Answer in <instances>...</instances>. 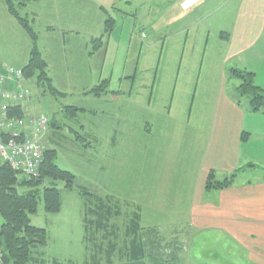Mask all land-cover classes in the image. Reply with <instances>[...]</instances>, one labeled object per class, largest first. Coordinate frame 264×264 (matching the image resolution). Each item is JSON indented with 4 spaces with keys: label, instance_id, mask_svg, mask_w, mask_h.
Listing matches in <instances>:
<instances>
[{
    "label": "rangeland",
    "instance_id": "rangeland-1",
    "mask_svg": "<svg viewBox=\"0 0 264 264\" xmlns=\"http://www.w3.org/2000/svg\"><path fill=\"white\" fill-rule=\"evenodd\" d=\"M209 1L182 14L176 6L171 9L168 0H29L26 1L28 9L27 6L22 8L23 0H14L21 15L29 19L39 35L42 50L46 34H49L48 27L54 29L53 34H50L52 40L59 42L64 36L73 44L69 51H55L56 58L49 56L48 73L50 72L56 87L53 86L63 95H53L34 81L30 86L31 112L34 111L35 116L44 115L48 120L53 118L56 125L49 129L45 147L55 149L56 165L75 176L72 191L66 190L65 184L60 181L53 182L54 185H48L47 181L44 185L55 186L61 193L62 209L58 214H48L45 211L43 187L40 189L38 211L31 217V224L47 231L48 245L34 250L38 262L92 264L97 259H105V254L97 253L99 244L102 242L108 245L113 242L114 237L110 235V239L103 240V233L97 234L95 230H91L88 232L89 239L86 240V214L89 220H95V217L91 215L92 212L87 213L83 191L97 198L112 199L113 208L119 211L117 213L112 209V223L120 226L119 241L124 240L125 244L130 241L131 237H127V234L123 237V233L126 228L129 231V223L135 210V151L132 149V137L135 129L142 123H152L155 135L164 139L163 149L157 144L159 155H163V150H168L173 155L180 147L177 138L185 129L183 126H187L189 116H193L189 133L201 134L202 129L196 127L198 114L200 116L205 112L226 110L225 97H239L237 89L241 80L235 77L233 70L244 71L243 67H248L255 71L258 74L255 84L264 90V38L248 54L229 58L225 46L217 37L221 32L229 33L233 30L240 8L230 4L220 8L215 14L196 21L198 14L202 15L207 11ZM70 2L86 5V8H82L87 10L76 12L74 17L68 16ZM169 12L172 13V18ZM33 13L40 15L39 21H34ZM108 16L116 21L117 33L114 31L109 38L110 45L107 42L105 49L95 51L92 38L95 40L103 35ZM30 50L28 35L8 12L6 1L0 0V64L23 67ZM139 57L140 62L137 60ZM103 64L104 70L101 73L100 66ZM134 74L136 87L133 96L136 97L135 100L140 99L141 105L126 104L127 121L122 122L120 118L118 121L126 143L116 154L114 166L110 165L106 169L107 155L102 145L89 147L83 141L87 140L89 130L114 127L117 114L111 106H107L106 101L97 100L87 93L99 84L101 75L105 81H110L109 78L112 77L113 83L109 86L111 91L121 88L125 95H129V83L120 85L118 80ZM149 98H152L151 106L146 103L143 107L142 104ZM239 100L243 108L250 107V98L243 97ZM75 106L86 110L92 107L95 113H77L71 109ZM201 123L206 128L203 120ZM207 133L208 131L205 132ZM196 152L193 155L197 157L199 153ZM171 155L164 156L168 164L158 161L157 174H179L193 180L195 170L188 169L186 172L180 164L169 161ZM256 163L259 165L258 172H248L243 175L242 180L264 176V160L260 158ZM117 176H120V180ZM121 180L125 182H119ZM27 191L28 189L20 190ZM92 202L95 203L94 200ZM138 227L139 234L145 236L147 248L153 254L150 257L154 264H174L175 260L176 263L190 264V257L195 259L196 252L199 251L196 241L191 247L181 242L183 237L178 239L171 232H156L142 229L139 225ZM213 245L212 242L211 251L214 249L218 252ZM206 264L216 263L208 260Z\"/></svg>",
    "mask_w": 264,
    "mask_h": 264
},
{
    "label": "crops",
    "instance_id": "crops-1",
    "mask_svg": "<svg viewBox=\"0 0 264 264\" xmlns=\"http://www.w3.org/2000/svg\"><path fill=\"white\" fill-rule=\"evenodd\" d=\"M206 1L198 0L193 6L186 9L183 6L184 0H168L170 8L174 9L176 6L182 14L188 13L190 9H195ZM230 4L240 8L237 23L231 32H221L222 36L219 34L217 39L225 46L228 57L235 58L248 54L264 38V0H210L207 11L202 15L198 14L196 21L204 16L209 17L218 12L220 8ZM28 7L27 5L26 9ZM82 7L86 8L87 6L70 2V10L67 15L74 17L76 12L81 13L87 10ZM169 16L172 18V13ZM33 17L35 22L41 18L39 14L34 13ZM47 31L49 34H46L47 37L43 41V50L40 46V39L39 49L49 69V56L56 58L55 51H69L73 44L69 38L64 36L59 42L52 40L53 27H48ZM114 33L117 31L115 30ZM73 34L78 36L77 33ZM92 40L94 39L92 38ZM30 53L31 50L26 65L29 62ZM137 60L140 62L141 57ZM6 66L10 65L0 64V75L4 73ZM25 66L14 68L23 69ZM100 69L103 73L104 64L100 66ZM242 70L252 73L255 83L258 74L249 70L248 67H243ZM48 74L55 86L50 72ZM104 80L100 75L98 83ZM109 80L110 86H112V77ZM118 82L120 85H123L124 82L129 83V95H125L120 88L116 91L109 89V93L100 98L94 97L97 100L106 101L107 106H111L116 111L117 123L111 128L102 127L97 130H89L87 140L83 141L89 147L102 145L103 151L107 155L106 169L110 165L114 166L115 159H117L116 154L126 143L124 132H121L118 126L119 118L122 122L127 121L125 120L126 113H128L126 104L141 105L140 99L135 100L136 97L133 96L136 87V74L123 77ZM32 83L29 81L27 86L30 88ZM125 98L126 100H124ZM225 99H227L226 110L218 109L214 113L205 112L200 116L198 114L196 127L202 129L203 133L201 134L191 135L189 133L193 116L188 117L187 126H183L185 129L177 138L180 147L175 150L173 155L168 150H163V155H159L157 144H160L163 149L165 141L162 137L155 135L152 123H142L135 129L132 137V149L135 151L133 175L135 193L133 206L135 210L132 215L136 225L141 226L142 229L171 232L178 236V239L183 237L181 242L191 247L196 241L199 251L196 252L195 259L190 257V264H206L208 260L214 261L216 264H264V176L249 180L241 179L248 172H258L259 165L256 160L260 158L264 160V109L255 112L250 108L251 105L249 108H243L241 100H239L243 98H238V96L225 97ZM146 103L151 106L152 98L143 103V107ZM73 108L77 109V113L87 112L91 115L95 113V109L92 107L87 110L78 106ZM33 112H31L30 104L27 113L33 115ZM201 120L206 128L203 127ZM49 121V129L56 127L53 118ZM207 131L208 133L205 134ZM49 132L50 130L44 137L45 146ZM243 133L249 134L247 141L241 140ZM194 152L199 153L197 157L193 155ZM166 155H171L169 161L172 160L175 164H180V167L186 172L188 169L195 170L194 175L196 176L193 180L187 176H179V174L177 176L173 174L158 175V161L167 163L164 159ZM179 156L182 158H177ZM119 164L120 159H118ZM211 172H214L218 182H222L235 173H238V177L235 185L228 189L206 190V181ZM117 177L120 180V176ZM119 182L124 183L125 181ZM49 184L54 185L53 182H48ZM212 242L218 252L214 249L211 251ZM149 262H151L149 257L147 259L141 256L117 255L111 264H149ZM53 264L60 263L54 261Z\"/></svg>",
    "mask_w": 264,
    "mask_h": 264
},
{
    "label": "trees",
    "instance_id": "trees-1",
    "mask_svg": "<svg viewBox=\"0 0 264 264\" xmlns=\"http://www.w3.org/2000/svg\"><path fill=\"white\" fill-rule=\"evenodd\" d=\"M5 1L10 15L19 23L31 39L32 49L29 62L22 69L25 80L34 81L38 86L47 88L53 95H63L53 86L52 80L49 77L47 63L39 49V35L31 26L29 19L21 15L18 7L14 5V0ZM26 1L23 0L22 8L27 6ZM115 28L116 21L108 16L103 35L92 41L93 45H95V51L106 48L107 42L115 31ZM233 73L235 77L241 80V85L237 89L239 97L250 98L251 109L255 112L264 109V90L255 85L254 75L250 72L238 70H233ZM109 86L110 81L104 80L90 90L87 95L100 98L109 93ZM71 109L77 111L76 108ZM10 114L12 117H23L25 115L22 110L15 108L10 111ZM248 136L249 134L243 133L241 140L247 141ZM56 159V151L46 149L40 178L34 180L26 179L9 165H0V247L6 256L7 264H44V262L40 263L38 262L39 259L35 258L34 250L48 245V234L45 229L36 228L31 224V217L38 211L40 189L43 187L42 197L45 211L48 214L55 215L60 213L62 209L61 193L55 186L44 187L45 183L47 181H60L65 184V189L69 191H72L75 186V176L69 171L60 169L55 163ZM237 177L238 173H235L222 182H218L216 181L214 172H211L206 181V190L228 189L235 185ZM25 189H28V191L20 192V190ZM82 193L84 194V197H82L87 208V213L92 212L93 214L91 215L95 217V220H89L87 218L88 214H86V240L89 239L88 232H91V230H95L97 234L103 233V240L110 239V235L114 237L113 242L108 245L102 242L99 244L97 253L105 254L106 260L103 258L97 259L92 264H111L117 255L125 257L126 255L141 256L147 259L149 257L151 261L149 264H154L150 257L153 254L147 248L148 243L144 240L145 236L139 234V227L135 224L134 217L129 223L131 226L129 231L127 232L126 228L123 233V237L126 234L127 237H131L130 241L127 244L123 242L124 240L120 242V226L112 223L114 218L112 209L117 213L119 211L113 208L112 199L97 198L86 191ZM93 200L95 203L92 202ZM176 262L175 260L174 264H180Z\"/></svg>",
    "mask_w": 264,
    "mask_h": 264
},
{
    "label": "built area",
    "instance_id": "built-area-1",
    "mask_svg": "<svg viewBox=\"0 0 264 264\" xmlns=\"http://www.w3.org/2000/svg\"><path fill=\"white\" fill-rule=\"evenodd\" d=\"M197 0H185L187 9ZM23 71L6 67L0 75V165H9L28 180L40 178L44 160V137L50 126L44 115H28L31 91ZM20 109L23 117H12V109ZM0 264H7L0 247Z\"/></svg>",
    "mask_w": 264,
    "mask_h": 264
},
{
    "label": "bare ground",
    "instance_id": "bare-ground-1",
    "mask_svg": "<svg viewBox=\"0 0 264 264\" xmlns=\"http://www.w3.org/2000/svg\"><path fill=\"white\" fill-rule=\"evenodd\" d=\"M190 1H194V0H190Z\"/></svg>",
    "mask_w": 264,
    "mask_h": 264
}]
</instances>
